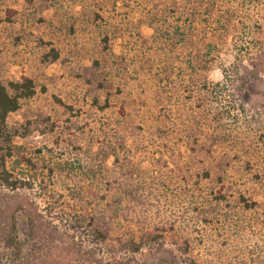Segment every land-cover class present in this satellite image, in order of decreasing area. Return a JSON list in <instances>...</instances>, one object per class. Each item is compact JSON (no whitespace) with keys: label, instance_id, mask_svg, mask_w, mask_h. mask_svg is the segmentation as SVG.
<instances>
[{"label":"rangeland","instance_id":"rangeland-1","mask_svg":"<svg viewBox=\"0 0 264 264\" xmlns=\"http://www.w3.org/2000/svg\"><path fill=\"white\" fill-rule=\"evenodd\" d=\"M190 2L0 0V80L8 85L28 74L37 90L9 115L0 133V159L20 177L50 169L59 174L64 162H72L90 200L101 207L107 203L117 214L111 235L117 245L142 228L141 218L148 222L142 230L166 234L172 246L191 241L199 264H264V150L254 159L243 155L242 139L229 132L222 140L207 134L211 154L191 150L195 126L182 103L179 68L210 48L209 76L220 80L221 64L232 62L235 53L231 34L223 39L202 34L199 43L197 33L179 40L182 26H201L188 21ZM52 48L60 53L57 61L46 60ZM176 54L183 61H174ZM116 56L122 59V78L110 72ZM96 60L103 61L104 71L92 70ZM121 84L123 91L117 89ZM212 128L207 123L201 132ZM207 168L211 179L204 187L221 188L224 197L210 198L209 213H188L182 198ZM107 177L121 184L116 195L107 192ZM61 185L53 187L62 190ZM122 185L139 188L144 203L147 197L154 205H128ZM33 196L45 203L38 191ZM14 202L0 193V220ZM55 256L60 264H85L78 254L55 251Z\"/></svg>","mask_w":264,"mask_h":264},{"label":"trees","instance_id":"trees-1","mask_svg":"<svg viewBox=\"0 0 264 264\" xmlns=\"http://www.w3.org/2000/svg\"><path fill=\"white\" fill-rule=\"evenodd\" d=\"M190 5L192 8L185 11L187 15H193L188 19L189 23L200 22L201 26H182L179 40L187 41L197 33L200 35L199 43L204 39L202 34L218 35L220 39L231 34L235 53L232 62L221 64L220 80H213L209 76V68L214 60L210 48L200 49L197 55L185 59L187 65L179 68L182 103L187 109L189 121L195 126L189 136L191 150L195 155L211 154L209 145L213 140L209 141L211 137L207 134H212L211 139L222 140L223 137L219 136L229 132L236 134V139H242L245 149L242 154L254 159L257 153L264 150V102L260 103L264 100V0H191ZM105 43L106 47L108 37ZM198 43L196 47H200ZM59 56V51L52 48L45 57L46 60L57 61ZM173 60L181 62L183 57L176 54ZM121 61L116 56L110 63L113 77L121 73L124 77L123 70L118 69ZM102 62L96 60L92 70L104 71ZM122 86H117V89H126V84ZM36 91L34 79L28 74L10 81L8 85L0 80L1 134L6 131L9 115L20 108L21 100L34 96ZM228 120L231 124L224 125ZM207 123L213 128L205 135L201 130ZM26 160L27 164L32 165L30 158ZM63 165L59 174L55 169H50L48 174L20 177L7 168L5 157L0 159V193L9 200L12 197L15 199L13 208L5 209V217L0 220V264H60L55 251L78 254L85 264H199L191 241H187L183 248L178 244L172 246L168 244L166 234L161 232L155 235L148 228L142 230L148 222H143L141 218L140 230L125 234L126 237L123 236L118 245L112 243L117 214L107 203L101 207L90 200V191L78 181L80 174L72 162H64ZM209 171L207 168L202 175L197 173L198 179L183 196L189 208L186 212L199 213L201 209V213H209L206 204L210 203V198L213 201L223 199L221 188L214 192L213 188L209 190L204 187L206 181L211 179ZM82 173L86 175L84 171ZM87 175L90 176L89 173ZM60 181L63 183L62 190L54 189L53 184ZM66 181L69 182L68 186H65ZM104 181L108 193L116 195L121 190L118 187L120 183L108 177ZM37 191L44 204L34 198L33 192ZM140 191L139 188L130 190L122 185L128 205L153 206V202L147 203V197H144V203ZM144 221L147 220L144 218ZM162 223L165 225L161 229L167 232L166 229H170L167 222Z\"/></svg>","mask_w":264,"mask_h":264}]
</instances>
